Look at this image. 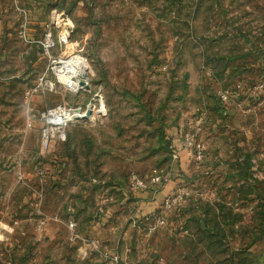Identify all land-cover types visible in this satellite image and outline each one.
<instances>
[{
    "label": "rangeland",
    "instance_id": "obj_1",
    "mask_svg": "<svg viewBox=\"0 0 264 264\" xmlns=\"http://www.w3.org/2000/svg\"><path fill=\"white\" fill-rule=\"evenodd\" d=\"M0 264H264V0H0Z\"/></svg>",
    "mask_w": 264,
    "mask_h": 264
},
{
    "label": "built area",
    "instance_id": "obj_2",
    "mask_svg": "<svg viewBox=\"0 0 264 264\" xmlns=\"http://www.w3.org/2000/svg\"><path fill=\"white\" fill-rule=\"evenodd\" d=\"M65 37H66L65 33L61 32V34H59L57 39H55L54 36L52 35V32L47 31L44 33L42 39L40 40V44L42 46L43 51L52 58L53 63L51 66V70L57 75L56 81L63 80V78L60 76V71L63 70L62 68L65 64V60L63 61L59 57L56 58L55 56L50 54V51L57 42H65L66 41ZM61 62L63 63L59 65V63ZM50 84H52L51 81ZM79 108L83 109V107L81 106L65 107L61 105H56L53 108H50L46 111L45 114H46L47 126L43 129L44 145L50 143L49 139L54 134H57V138L63 139L65 137V127L72 121L77 120V116H78L77 111ZM185 139L187 145L189 146L192 145L195 158L201 157L202 148H203L202 143L199 141H195L194 137L192 135H188V133L185 134ZM169 177H170L169 174L163 176H155L154 178H151V185H155L158 183L163 184L168 181ZM137 181L142 187H145L143 181H141L138 178ZM178 198H179L178 194L171 195V193H169L168 195L165 196L163 202L166 206H169L171 205L172 202L176 201ZM42 222H43L42 220L39 222L40 227ZM69 227L70 229L73 230L74 222L70 221ZM112 258L117 259V254H113Z\"/></svg>",
    "mask_w": 264,
    "mask_h": 264
},
{
    "label": "crops",
    "instance_id": "obj_3",
    "mask_svg": "<svg viewBox=\"0 0 264 264\" xmlns=\"http://www.w3.org/2000/svg\"><path fill=\"white\" fill-rule=\"evenodd\" d=\"M176 181L171 179V175L167 182L163 184L147 185L145 188H140L137 191V211L141 214H147L155 212L157 208L161 206V203L166 195L174 191L176 187ZM118 227L113 226L111 228ZM116 253L109 252L108 255H113Z\"/></svg>",
    "mask_w": 264,
    "mask_h": 264
},
{
    "label": "bare ground",
    "instance_id": "obj_4",
    "mask_svg": "<svg viewBox=\"0 0 264 264\" xmlns=\"http://www.w3.org/2000/svg\"><path fill=\"white\" fill-rule=\"evenodd\" d=\"M72 58L73 57H71L70 59H72ZM66 60H65L64 66L62 68L63 70L60 71V76L63 78L64 81L67 79L66 75H73L75 73L73 70V66H71V65H69L68 67L66 66L67 65ZM70 63H71V61L68 62V64H70ZM74 66H76V65H74ZM78 67H79V65H77V68ZM79 77H81V76H79ZM81 85H84V81H81ZM78 111H80V108L78 109ZM79 113H81V112H77L78 116H82V115L86 114V112H84L83 114H80V115H79Z\"/></svg>",
    "mask_w": 264,
    "mask_h": 264
},
{
    "label": "water",
    "instance_id": "obj_5",
    "mask_svg": "<svg viewBox=\"0 0 264 264\" xmlns=\"http://www.w3.org/2000/svg\"><path fill=\"white\" fill-rule=\"evenodd\" d=\"M89 113H91V110H90V108H87V113L84 114V115H82V116H77V119H79V118H86V117H88V114Z\"/></svg>",
    "mask_w": 264,
    "mask_h": 264
}]
</instances>
